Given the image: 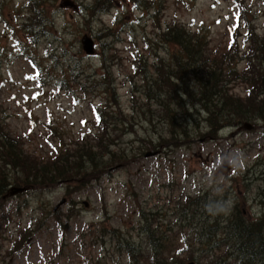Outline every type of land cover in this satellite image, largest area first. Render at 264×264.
<instances>
[{
  "label": "rangeland",
  "instance_id": "374dc122",
  "mask_svg": "<svg viewBox=\"0 0 264 264\" xmlns=\"http://www.w3.org/2000/svg\"><path fill=\"white\" fill-rule=\"evenodd\" d=\"M34 1L32 4L40 3L45 13L43 17L39 12V17L37 12L32 14L33 22L38 18L46 21L45 35H38V42L24 28L27 25L30 29L25 19L30 16L32 0H0V105L7 115L10 136L28 138L34 134L40 141L36 148L46 154L52 147L40 138L44 130L40 125L34 128L36 124L52 122L65 133L67 143L79 140L95 119L93 107H102L107 96L98 87L88 89V95L81 93L73 85L81 72L90 80H105L109 89L115 87L119 103L127 111L133 97L142 95L140 88L145 82L137 75L143 66L141 63L137 69L130 59L135 48L129 40L134 39L139 49H144L159 23L155 12L137 10L129 0H110L114 6L107 14L95 9V0ZM66 1L74 6H65ZM151 1L163 10L158 15L161 24L177 19L189 29H202L214 48L226 47L229 34L246 24L245 19L238 23L239 8L233 0ZM240 1H244L251 27L263 34L264 0ZM99 2L104 7V1ZM243 31L238 29L236 34L241 36ZM85 37L95 42L93 54L83 49ZM157 41L153 40V48ZM239 43L243 47L242 37ZM117 56L124 60V67L117 65ZM158 56L168 60L169 47ZM133 78L139 87H134ZM62 82L71 85L70 91L60 90ZM234 93L244 97L246 87L238 85ZM250 123L254 126L251 130L236 133V128H225L212 138L205 136L209 129L201 122L202 134L192 128L191 136L177 141L178 145L170 135L161 142V132L154 137L157 146L161 142L154 151L146 149L148 142L144 146L142 141L147 140L145 127L132 126L135 132L126 142L134 158L126 167L113 169L99 180L89 176L82 190L77 185L69 188L59 184L8 197L0 204V211H9L16 223L11 225L4 250L12 247L20 226L32 232L21 250L12 255L3 253L6 257L0 264H129L125 255L115 253L111 231L119 232L116 238L120 235L145 246L144 216L150 222L151 212L173 216L188 196L202 195V189L210 193V199H226L228 210L237 206L250 221L264 220V120ZM35 146L26 144L30 150ZM225 159L230 169L219 173ZM102 223L108 235L92 247L89 243L95 242V237L102 239L98 227ZM183 249L180 257L184 259ZM189 263L185 258V264Z\"/></svg>",
  "mask_w": 264,
  "mask_h": 264
},
{
  "label": "trees",
  "instance_id": "16d2710c",
  "mask_svg": "<svg viewBox=\"0 0 264 264\" xmlns=\"http://www.w3.org/2000/svg\"><path fill=\"white\" fill-rule=\"evenodd\" d=\"M102 1L104 7L99 0H95L94 7L107 14L114 4L110 0ZM129 1L137 10L145 8L155 12L159 23L153 36L144 40L147 45L144 49L140 50L134 39L129 40L135 48L130 59L136 62L137 69L141 63L143 66V71L137 75L145 82L140 88L142 95L138 99L133 97L127 111L119 103L115 87L109 89L105 80H90L81 72L80 80H76L77 77L73 82L81 93L88 95V89L95 91L98 87L107 96L102 99V107H93L95 119L89 131L78 136L79 140L67 143L65 133L52 122L36 124L34 128L40 125L44 130L40 138L52 147L46 154L36 148L40 141L31 134L34 131L28 138L10 136L7 115L0 105V204L12 188L43 191L64 184L69 188L77 185V189L82 190L80 187H86L89 176L99 180L110 175L113 169L126 167L134 158L126 138L135 132L132 126L138 124L145 127L147 134V140H142L144 146L148 142L146 149L154 151L167 135L178 145L177 141L191 136L192 128L202 134L201 122L209 129L205 136L217 138L225 128L235 129L246 122L264 120V33L258 34V30L251 27L244 1L233 0L239 8L238 23L245 19L246 24L230 33L229 43L221 48L212 47V40L202 29H189L180 20L161 24L158 15L163 10L157 8L156 1ZM34 2L32 0L30 8L28 6L30 16L25 19L30 29L27 25L24 28L38 42L37 36L45 35L46 21L38 18L33 22L32 14L37 12L38 16L39 12L43 17L45 13L40 3L37 1L36 6ZM242 28L243 34L237 35L236 31ZM35 30L37 34L33 35ZM241 37L243 47L239 43ZM156 38L158 41L153 48ZM166 46L171 54L168 60L158 56ZM144 55L149 57L144 58ZM117 60V65L124 67V60L119 56ZM152 69L154 72L150 73ZM134 78L130 81L135 88L139 87ZM64 84L62 82L60 90L70 91L71 85ZM238 85L246 87L244 97L234 93ZM161 132L157 146L154 137ZM26 144H36L35 150L27 149ZM83 179L85 181L81 182ZM201 191L202 195L188 196L176 208L175 223L174 215L167 217L151 212L152 222L144 216L145 246H137L120 235L116 238L119 232L111 231L115 253L125 255L129 264H185V258L191 261L189 264H264V220L250 221L237 206L228 210L226 199L221 196L210 199L209 192ZM17 212L21 214L20 210ZM10 214L0 211V259L6 257L3 253L12 255L21 250L32 235L29 228L20 226L12 247L4 250L11 225L16 224ZM166 218L168 221L164 223L167 224L159 223ZM98 227L102 239L98 241L95 237V242L89 243L92 247L103 243L104 236L108 235L103 223ZM179 245L183 247L180 249ZM184 247L183 259L180 256Z\"/></svg>",
  "mask_w": 264,
  "mask_h": 264
},
{
  "label": "water",
  "instance_id": "95a60500",
  "mask_svg": "<svg viewBox=\"0 0 264 264\" xmlns=\"http://www.w3.org/2000/svg\"><path fill=\"white\" fill-rule=\"evenodd\" d=\"M70 5L74 6L73 4L70 3V1L65 2V6H70ZM82 44H83V49L86 51V53H88V54L94 53L95 43H94V40L92 38L85 37L82 41ZM253 128H254V126L251 123L247 122V123H244L242 126L238 127L236 129V133H240L242 130H251ZM236 133H234V135ZM229 169H230V163L227 159H225L223 162V165H221V167H220V172H223L224 170H229ZM26 191H27L26 188H12L10 191V195H8L7 197H4V199H6L10 196H14L17 194L24 193Z\"/></svg>",
  "mask_w": 264,
  "mask_h": 264
},
{
  "label": "bare ground",
  "instance_id": "6f19581e",
  "mask_svg": "<svg viewBox=\"0 0 264 264\" xmlns=\"http://www.w3.org/2000/svg\"><path fill=\"white\" fill-rule=\"evenodd\" d=\"M259 208H261V205L259 206Z\"/></svg>",
  "mask_w": 264,
  "mask_h": 264
},
{
  "label": "clouds",
  "instance_id": "9594fccd",
  "mask_svg": "<svg viewBox=\"0 0 264 264\" xmlns=\"http://www.w3.org/2000/svg\"><path fill=\"white\" fill-rule=\"evenodd\" d=\"M220 210H223V208H221Z\"/></svg>",
  "mask_w": 264,
  "mask_h": 264
}]
</instances>
